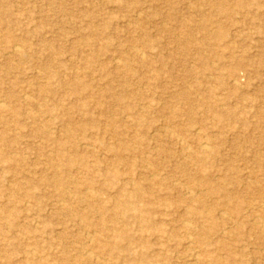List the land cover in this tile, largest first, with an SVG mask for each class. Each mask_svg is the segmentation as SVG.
<instances>
[{"label": "rangeland", "instance_id": "1", "mask_svg": "<svg viewBox=\"0 0 264 264\" xmlns=\"http://www.w3.org/2000/svg\"><path fill=\"white\" fill-rule=\"evenodd\" d=\"M0 100V264H264V0H0Z\"/></svg>", "mask_w": 264, "mask_h": 264}, {"label": "bare ground", "instance_id": "2", "mask_svg": "<svg viewBox=\"0 0 264 264\" xmlns=\"http://www.w3.org/2000/svg\"><path fill=\"white\" fill-rule=\"evenodd\" d=\"M19 46V45H18ZM14 53L19 54L21 51L20 47H14ZM236 84V83H235ZM7 110V106L5 105V103L3 101L0 100V111L4 112ZM208 145H204V147L202 146V150L207 152L208 151Z\"/></svg>", "mask_w": 264, "mask_h": 264}]
</instances>
